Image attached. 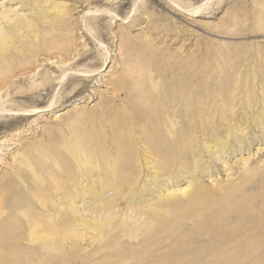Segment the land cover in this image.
<instances>
[{"label": "rangeland", "instance_id": "obj_1", "mask_svg": "<svg viewBox=\"0 0 264 264\" xmlns=\"http://www.w3.org/2000/svg\"><path fill=\"white\" fill-rule=\"evenodd\" d=\"M25 1L0 0V11L16 9L31 18L33 11ZM57 1L67 5L71 16L62 29L47 34V45L53 49L40 52L31 68L18 71L11 83L0 90V96L8 92V97H4L8 99V110L40 109L51 100L55 105L25 119L15 114L0 115V178L10 175L13 156L29 145L42 146V153L57 146L58 140L68 141L79 135L88 140H104L97 145L103 151L109 148L113 135L123 132L119 149L123 151V170L128 176L124 190H143L139 197H124L115 202L114 213L119 217L114 214L109 220L113 225L108 224L100 233L106 245L96 249V244L85 240L77 251L66 254L60 264H89L95 259L97 264H264V140H255L233 154H222L225 160H219L218 154L211 157L205 153L203 160L212 165L211 175L207 171L202 175L196 172L192 160L183 166L181 159L169 170L175 172V179L166 176L152 184L147 179L150 172L137 169L139 162L135 159L140 144L133 137L136 114L131 109L136 89L153 82L150 76L154 70L185 69L198 63L199 68L189 72L202 77L205 98H209L210 91L217 96L231 92L227 86L220 88L215 84L226 74L227 83L236 91L244 85L243 80L248 83L251 72L261 70L257 65L264 61V0ZM95 9L115 12L120 20L90 12L85 15L87 10ZM84 20L88 30L83 27ZM64 56L68 58L65 63ZM69 66L73 71L61 75ZM78 70L91 75L80 77ZM35 80H39V86L29 89L30 82ZM114 80L117 82L111 83ZM122 116L132 119L124 124ZM255 133L260 134L258 129ZM249 138L252 140L251 135ZM244 160L247 163L243 167ZM184 171L192 172L194 177L183 174ZM190 179L199 181L211 195L218 189L230 188L227 198L219 200L214 196L212 201L207 200L209 205L204 209L190 207L179 215V211L170 212L165 203L186 200L191 188L185 194L177 192L173 196L168 191L185 188ZM20 187L11 181L1 185L0 190L6 195ZM127 207L137 208L152 220L138 239H129L120 231L125 226V212L130 211ZM115 218L120 220L116 222ZM9 219L19 222L16 215Z\"/></svg>", "mask_w": 264, "mask_h": 264}, {"label": "bare ground", "instance_id": "obj_2", "mask_svg": "<svg viewBox=\"0 0 264 264\" xmlns=\"http://www.w3.org/2000/svg\"><path fill=\"white\" fill-rule=\"evenodd\" d=\"M25 4L30 11L37 10V13H30L34 15H30L31 18L29 15L19 14L16 9L0 11V90L11 83L10 79L18 71L31 68L40 52L49 53L53 49L47 45V34L59 31L71 16L67 5L57 0H26ZM10 11L12 12L9 13ZM88 12L120 20L115 12L106 9L87 10L85 15ZM88 26V22L84 20V29L88 30ZM99 35L102 37L103 32ZM67 60L64 56L62 62ZM191 66L185 69L176 67L165 71L154 70L150 76L153 82L141 84L135 91L137 97L131 105L132 112L136 114L133 137L140 144L135 160L136 163L139 162L138 172L142 171L141 168L146 170L143 171L145 173L150 172V178H147L149 183L160 182L166 176L167 179L173 178L175 172L169 170L182 160L185 162H181L183 166H188L186 163L192 160L196 172L204 174L207 171L211 175L212 165L203 160L205 153L211 157L218 154L220 160L224 159V153L230 155L233 151L245 149L255 140H264V61L257 65L262 69L253 70L248 83L243 80L244 85L237 91L236 87L227 83V74L221 76L215 84L220 88L227 86L231 92L217 96L214 91H210L209 98H205L202 91V77L189 72L191 68L196 71L199 64L195 62ZM67 71L72 72L73 67L69 66L61 75ZM258 71L263 73L262 77ZM89 72L78 70L76 73L80 77H89ZM164 78H168V81ZM156 79L159 80L154 82ZM39 80L30 82L29 89L39 86ZM114 82L117 81H111ZM4 97H8V92L0 96V115L15 114L21 119L52 109L55 105L51 100L40 109L23 108L12 111L6 109L8 99L4 100ZM121 119L122 123L128 124L132 118L122 116ZM256 129L259 135L255 133ZM117 134H112L109 148L105 147L103 151L98 150L97 145L105 143L104 140H88L77 135L68 141L58 140L57 146L53 145L42 153H39L42 146L29 145L24 152L13 156L10 175L0 178V187L11 181L21 187L6 195L0 190V264H60L66 254L77 251L85 240L92 245L96 244V249L106 245V239H102L100 233L106 230L108 224H112L109 220L116 214L115 202L124 197H139L143 193L142 189L132 192L124 190L127 188L124 187L128 183V176L123 170V151L119 149L124 136L123 132ZM126 134L127 138V130ZM246 163L247 160H244L243 167ZM191 173L183 174H190L193 178L194 174ZM189 188L191 192L186 200L165 203L170 212L179 211V215L190 207H197L198 210L207 208L208 199L211 200L214 196L219 200L227 198L226 193L230 189L221 188L211 195L199 181L190 179L185 188L167 191L173 196L177 192L185 194ZM238 201L236 203L241 205ZM129 209V212H125L128 213L126 217L125 213L122 215L125 217L122 226H125L120 231L129 239H138L142 237L144 226L152 220L143 212L140 214L132 207ZM12 215L17 216L18 223L9 219ZM95 261L96 259L89 264H97Z\"/></svg>", "mask_w": 264, "mask_h": 264}]
</instances>
